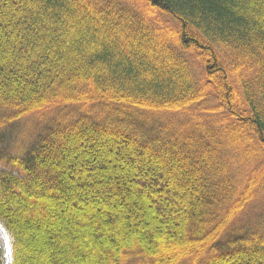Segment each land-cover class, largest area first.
<instances>
[{
  "label": "trees",
  "instance_id": "16d2710c",
  "mask_svg": "<svg viewBox=\"0 0 264 264\" xmlns=\"http://www.w3.org/2000/svg\"><path fill=\"white\" fill-rule=\"evenodd\" d=\"M263 206L264 0H0V264H264Z\"/></svg>",
  "mask_w": 264,
  "mask_h": 264
},
{
  "label": "rangeland",
  "instance_id": "374dc122",
  "mask_svg": "<svg viewBox=\"0 0 264 264\" xmlns=\"http://www.w3.org/2000/svg\"><path fill=\"white\" fill-rule=\"evenodd\" d=\"M82 114L78 106L52 107L27 116L5 129L6 146L11 153L24 156L32 147L58 125L69 124ZM244 233L250 229H258L264 225V206L250 209L245 215L243 222ZM6 239V238H5ZM1 243V241H0ZM3 249L4 258L7 259V243Z\"/></svg>",
  "mask_w": 264,
  "mask_h": 264
},
{
  "label": "bare ground",
  "instance_id": "6f19581e",
  "mask_svg": "<svg viewBox=\"0 0 264 264\" xmlns=\"http://www.w3.org/2000/svg\"><path fill=\"white\" fill-rule=\"evenodd\" d=\"M0 241H1L2 245H3V247L5 248L6 247V239H5V235H4V233H3L1 228H0Z\"/></svg>",
  "mask_w": 264,
  "mask_h": 264
}]
</instances>
